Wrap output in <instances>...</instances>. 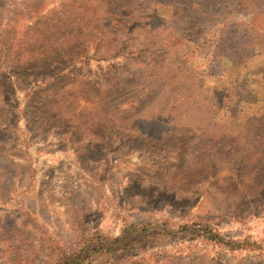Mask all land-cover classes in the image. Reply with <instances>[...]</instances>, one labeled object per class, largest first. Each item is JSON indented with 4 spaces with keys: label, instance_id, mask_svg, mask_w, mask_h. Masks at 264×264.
<instances>
[{
    "label": "rangeland",
    "instance_id": "rangeland-1",
    "mask_svg": "<svg viewBox=\"0 0 264 264\" xmlns=\"http://www.w3.org/2000/svg\"><path fill=\"white\" fill-rule=\"evenodd\" d=\"M45 56L75 72L39 109L16 83ZM0 100V264L52 261L21 203L65 245L116 237L121 213L211 219L264 246V0H0ZM205 259L264 264L253 252Z\"/></svg>",
    "mask_w": 264,
    "mask_h": 264
},
{
    "label": "trees",
    "instance_id": "trees-1",
    "mask_svg": "<svg viewBox=\"0 0 264 264\" xmlns=\"http://www.w3.org/2000/svg\"><path fill=\"white\" fill-rule=\"evenodd\" d=\"M46 57L37 59L38 64L40 62L42 64L41 71L37 70L33 73L24 74L22 79L16 83V88L21 89L22 92L26 91V96L37 99L36 103L39 109H44L50 103L53 104L55 102L56 97L64 89L65 85L73 82L69 76L74 75L75 72L74 65L50 69L46 66L47 62H49ZM1 93L4 94L3 92ZM38 97H42V99L38 100ZM1 103L2 100H0V141L1 138L7 135V128L4 126L2 116L5 112ZM131 109L136 108L133 106ZM38 117L40 121H46L47 124H49V119L52 120L48 117V114H39ZM125 118L129 117L126 116ZM92 122L93 120L89 124ZM54 127L59 129L62 134H65V128L58 126V120ZM128 127L132 128V126ZM15 128L25 131L20 129L18 123H16ZM130 128L122 129L121 127L120 130L124 134L120 136L133 142L136 133ZM115 130L117 131L118 128ZM88 148L91 149L90 147ZM34 182L35 177L33 174L30 184L26 187L28 192L31 191ZM19 212L24 223L39 234L47 249L52 253V261L49 264H93L96 262L127 264V260L136 259L141 254L146 256L145 260L148 263L153 264H206L205 261L207 259L205 257L214 250L232 253L253 252L264 256V246L260 242L249 235L231 234L228 236L211 219L189 220L181 217V221H175V219L169 217H159L150 221H143L123 217L119 213L118 216H121L123 225L116 237L103 233L88 232L82 234V236L79 235L72 244L65 245L60 239L53 236L47 225L40 223L26 209L24 203H21ZM175 242L184 243L186 246L178 254L162 251L163 246ZM201 251L203 252V259L200 256H196L197 252ZM2 259L6 261L5 264H10V257L4 256Z\"/></svg>",
    "mask_w": 264,
    "mask_h": 264
}]
</instances>
